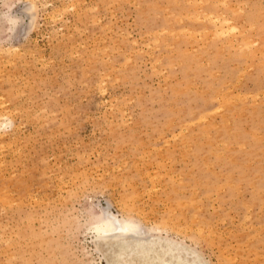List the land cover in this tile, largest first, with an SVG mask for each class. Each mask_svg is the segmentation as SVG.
<instances>
[{
	"label": "rangeland",
	"instance_id": "obj_1",
	"mask_svg": "<svg viewBox=\"0 0 264 264\" xmlns=\"http://www.w3.org/2000/svg\"><path fill=\"white\" fill-rule=\"evenodd\" d=\"M9 10L23 19L14 34L0 20V264H107L116 247L102 256L85 222L121 198L171 230L149 241L264 264V0Z\"/></svg>",
	"mask_w": 264,
	"mask_h": 264
},
{
	"label": "bare ground",
	"instance_id": "obj_2",
	"mask_svg": "<svg viewBox=\"0 0 264 264\" xmlns=\"http://www.w3.org/2000/svg\"><path fill=\"white\" fill-rule=\"evenodd\" d=\"M31 3H33V2H31ZM34 6H35V4H34ZM34 6L32 5L31 12L36 11V6L35 7ZM8 7H10V6H8ZM30 19H31V17H30ZM35 21H34V19L32 20V22H31L32 27L35 26ZM215 21H216V19H215ZM224 21H225V19H224ZM220 22L218 21L217 23H219L218 25L221 27L222 25L220 24ZM227 22H228V20H227ZM218 25H217V28L219 29L220 27ZM224 25H225V23H224ZM225 27L226 28H224V29H223V26L221 27L223 30H225V32L227 30V27H228L227 32L234 28V26H232V25L225 26ZM223 30H222V32H223ZM229 33H231V31ZM228 42H230V41H227V43ZM247 44H249V42ZM9 120H11V119H9ZM126 195H125V197H127ZM121 199H122V201H121L122 204L120 206V210H118V212L116 214L113 213L112 211H110L109 208H104V207L97 208L96 207L99 210L96 212H93V211L88 212L87 220L85 222L86 229H87V230L86 229L85 230L88 231L89 233H91L90 235H92V241L94 243L95 250L101 252L102 256H104L108 252L110 253V251H111V253H114V252H112V250L114 247H116V249H115L116 250V256L113 257L111 255L109 257H107V256L105 257L107 264H204L201 261L202 259L200 257H198V256H196L190 252L189 253L186 252L187 250L184 252H181L176 247H174V245L172 246V245H170V243H167L166 241H165V243H161L162 240H161V242H152L150 240L151 241L150 242L149 237L152 236L150 233L156 232L157 236H158V234H160L163 231L167 232V230H169L167 225L165 224V226H161V228H160L158 226L154 227V225L152 224L153 226L148 227L147 225L144 224V220H142L144 218H141V216L144 215V214H142L141 209H139V210H141V214H142L140 216V212H139L138 208L136 207L137 204H135L133 202L135 204V206H133L134 204L132 202L131 203L129 202V204H128V202L123 201V198H121ZM126 199L127 198H125V200ZM66 223H67V221H66ZM165 223H167V221ZM173 224L174 223H171V225H173ZM172 228H174V226L171 227V229ZM175 228L177 229V227H175ZM169 231H171V230H169ZM153 234H154V236H156L155 233H153ZM151 238H153V237H151ZM9 244L11 245V243H9ZM182 246H183V244H182ZM3 251H4V249H3ZM88 264H96V263L91 261V262H88Z\"/></svg>",
	"mask_w": 264,
	"mask_h": 264
},
{
	"label": "clouds",
	"instance_id": "obj_3",
	"mask_svg": "<svg viewBox=\"0 0 264 264\" xmlns=\"http://www.w3.org/2000/svg\"><path fill=\"white\" fill-rule=\"evenodd\" d=\"M10 11L11 10H9L8 12H4L3 14H0V20L4 21L7 24L8 32L10 34H14L15 29L20 25L23 18L11 15ZM12 127H13V122L9 120L6 124H0V132L11 131Z\"/></svg>",
	"mask_w": 264,
	"mask_h": 264
}]
</instances>
